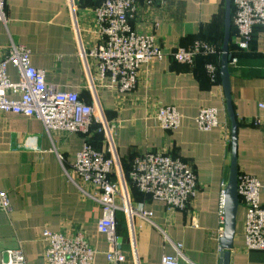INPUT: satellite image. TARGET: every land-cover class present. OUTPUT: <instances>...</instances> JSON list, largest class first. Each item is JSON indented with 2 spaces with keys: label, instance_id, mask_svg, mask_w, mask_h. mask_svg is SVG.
Returning a JSON list of instances; mask_svg holds the SVG:
<instances>
[{
  "label": "crops",
  "instance_id": "1",
  "mask_svg": "<svg viewBox=\"0 0 264 264\" xmlns=\"http://www.w3.org/2000/svg\"><path fill=\"white\" fill-rule=\"evenodd\" d=\"M75 2L74 20L69 0H5L0 59L12 45L27 47L32 66L45 73L49 85L79 93L89 105L99 102L116 126L115 145L127 171L134 157L147 152L170 153L194 171L198 191L185 211L169 212L164 203L137 196L131 189L134 203L153 213L151 220L134 219L140 264H161L164 256L175 255L176 245H182L187 259L181 264H219L220 233L225 224L222 205L231 166L232 127L225 93L222 81L213 83L208 78L206 61L200 59L192 69L174 61L170 54L201 38L218 48L223 46L226 0H167L152 8L141 2L131 26L137 32L152 33L168 56L145 69L137 89L126 93L102 79L95 62L89 60L86 66L80 42L86 50L98 43L93 3ZM232 43L236 44L235 37ZM230 72L239 123V172L259 181L264 207V137L262 129L251 125L255 118L264 117L260 108L264 104L263 29H256L251 49L238 56ZM8 73L12 81H18L14 67L10 66ZM161 106L178 110L182 121L177 130L161 127L157 121ZM205 108L217 109L220 114L221 125L210 132L201 131L197 124L199 112ZM102 135L95 137L92 146L107 155ZM84 144L83 135L49 132L36 118L0 117V191L8 193L12 205L10 213L0 211V264L7 251L16 250L23 252L27 264H47L42 239L45 230L83 233L98 251L95 264H108L109 243L98 231L103 211L94 199L97 190L72 173ZM116 219L121 250L127 258L123 264H135L128 222L122 212H117ZM193 221L196 226L191 225ZM245 223L246 210L240 206L231 264H264V252L247 248Z\"/></svg>",
  "mask_w": 264,
  "mask_h": 264
},
{
  "label": "built area",
  "instance_id": "2",
  "mask_svg": "<svg viewBox=\"0 0 264 264\" xmlns=\"http://www.w3.org/2000/svg\"><path fill=\"white\" fill-rule=\"evenodd\" d=\"M167 0H104L93 10L97 44L86 50L80 42L86 66L89 60L96 63L98 74L107 79L121 93L137 89L141 73L155 61L168 55L157 44L152 33L137 32L131 26L140 3L147 8L165 5ZM76 19V2L69 0ZM232 24L237 31L236 45L249 50L257 28L264 31V0H232ZM0 21H6L5 0H0ZM75 31L80 40L81 31L75 21ZM219 54L218 47L207 41H196L189 48H181L170 54L174 61L192 67L200 56ZM31 52L27 47L12 45L8 54L0 59V117L4 114L36 118L52 133L87 136L85 144L72 165L73 175L92 185L97 193L94 199L102 207L103 216L98 231L109 243L106 253L108 264H123L127 258L121 250L117 233V212H122L128 222L129 240L135 264H140L137 247V229L134 219L153 218L152 211L143 204H135L131 188L151 196L166 205L169 212L189 209L198 191V181L189 165L167 152H147L134 159L129 179L115 145L116 126L110 122L99 102L85 103L76 92H62L46 82L45 73L31 64ZM233 59L231 65H235ZM18 73V81L11 80L8 69ZM208 78L217 82L220 68L212 63L205 67ZM93 81V80H92ZM93 91L94 81L91 82ZM94 96L95 93H94ZM264 110V104L260 106ZM217 109L205 108L199 112L197 124L201 131L210 132L221 125ZM157 121L165 131L177 130L182 117L175 107L161 106ZM94 125L104 134L106 153L89 143ZM262 129L264 117L255 118L251 124ZM238 193L240 206L246 210L245 237L249 251L264 252V207L260 202L259 181L247 174H239ZM224 201L222 205L223 223ZM0 211L10 213L12 205L7 192L0 191ZM193 226L197 224L192 222ZM224 229L220 233L223 237ZM44 258L47 264H95L98 251L81 233L71 235L45 230ZM175 255H166L161 264H181L187 261L182 245L174 246ZM2 264H27L21 250L7 251ZM219 264H222L220 262Z\"/></svg>",
  "mask_w": 264,
  "mask_h": 264
},
{
  "label": "water",
  "instance_id": "3",
  "mask_svg": "<svg viewBox=\"0 0 264 264\" xmlns=\"http://www.w3.org/2000/svg\"><path fill=\"white\" fill-rule=\"evenodd\" d=\"M232 28V0H226V15H225V33L222 46V56L220 65V76L222 86L225 93L227 113L231 121V166L229 181L224 195V233L221 238V262L222 264H231V251L234 248V241L237 235L238 214L240 209V197L238 193V130L239 124L235 109L233 106L231 92V72L230 65L232 56L230 55ZM121 243V240H120Z\"/></svg>",
  "mask_w": 264,
  "mask_h": 264
},
{
  "label": "trees",
  "instance_id": "4",
  "mask_svg": "<svg viewBox=\"0 0 264 264\" xmlns=\"http://www.w3.org/2000/svg\"><path fill=\"white\" fill-rule=\"evenodd\" d=\"M104 0H90V2H92L93 4H92V6H91V8L94 10L95 8H97L98 6H100L101 4H102V2H103ZM92 10V11H93ZM233 12V11H232ZM260 29V28H259ZM255 33H256V31H255ZM255 33H254V36H253V40L251 41V44H250V48H249V50L251 49V46H252V44H253V42H254V38H255ZM236 35H237V31H236V29L234 28V26H233V24H232V28H231V42H230V55L232 56V60L233 59H237L238 58V56L239 55H241V54H243V53H245V52H247L246 50H242V49H240L236 44H233L232 43V38H236ZM224 40V39H223ZM196 41H209V40H204V39H198V40H196ZM209 42H211V41H209ZM221 46H222V44H221ZM219 47L218 49H219V54H217V55H212V56H200V57H198L197 59H196V62H195V65L194 66H192V67H189V68H195L196 67V64H197V62L201 59V60H203V61H206L205 62V64L207 65V64H209V63H212V64H215V65H217L219 68H220V65H221V56H222V47ZM237 57V58H236ZM204 64V65H205ZM206 65H205V67H206ZM205 72H206V70H205ZM207 74V73H206ZM221 81V76H220V71H219V77H218V80H217V82H220ZM79 94V93H78ZM80 95V94H79ZM81 97V96H80ZM82 99V98H81ZM239 124V123H238ZM98 129H99V126L98 125H94L93 126V128L91 129V134L93 133V135H89V143L91 144V145H94L95 146V144H96V139H95V137L97 138L98 136L97 135H102V134H100V132H98ZM95 135V136H94ZM104 135V134H103ZM103 135H102V137H103ZM86 137L87 136H84V139H86ZM102 141H103V139H102ZM104 141H105V138H104ZM96 149V148H95ZM98 149V148H97ZM98 151H99V149H98ZM100 152H102V151H100ZM169 155H171L170 153H168ZM135 158V157H134ZM134 158L132 159V161H131V163H130V168H129V170L127 171L126 170V168L124 167V165H123V163H122V165H123V168H124V170H125V175L127 176V178L129 179V174H130V172H131V170H132V166H133V162H134ZM122 161V160H121ZM132 189V192H134V194L135 195H137V196H143V197H148L149 199H152V197L151 196H148V195H145V194H143V193H140L139 192V190L137 189V188H135V187H132L131 188ZM133 200V199H132ZM153 200V199H152ZM133 202H134V200H133ZM120 225V224H119Z\"/></svg>",
  "mask_w": 264,
  "mask_h": 264
},
{
  "label": "rangeland",
  "instance_id": "5",
  "mask_svg": "<svg viewBox=\"0 0 264 264\" xmlns=\"http://www.w3.org/2000/svg\"><path fill=\"white\" fill-rule=\"evenodd\" d=\"M207 42H209V41H207Z\"/></svg>",
  "mask_w": 264,
  "mask_h": 264
}]
</instances>
